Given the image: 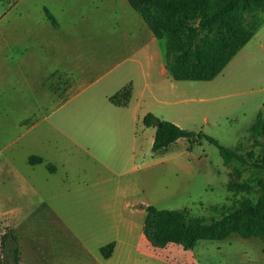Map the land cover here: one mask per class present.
Here are the masks:
<instances>
[{
  "label": "rangeland",
  "instance_id": "374dc122",
  "mask_svg": "<svg viewBox=\"0 0 264 264\" xmlns=\"http://www.w3.org/2000/svg\"><path fill=\"white\" fill-rule=\"evenodd\" d=\"M131 10L122 0H0V237L14 231L21 264H264L259 238L231 235L184 251L153 248L141 232L149 205L208 223L239 200L259 204L264 136L251 127L258 116L264 124V15L214 80L173 81L175 93L149 107L161 121L236 149L245 163L225 167L205 139L153 153L155 130L143 117L112 114L122 110L104 94L126 82L129 65L111 63L103 77L94 66L83 91L53 87L55 65L142 48L144 39L120 24L141 19ZM36 25L70 33L53 39ZM110 243L107 261L99 249Z\"/></svg>",
  "mask_w": 264,
  "mask_h": 264
},
{
  "label": "trees",
  "instance_id": "16d2710c",
  "mask_svg": "<svg viewBox=\"0 0 264 264\" xmlns=\"http://www.w3.org/2000/svg\"><path fill=\"white\" fill-rule=\"evenodd\" d=\"M141 18L162 46L164 67L174 82H210L214 80L253 38L263 23L264 0H124ZM131 84L108 98L115 107H126L131 98ZM146 128H154L152 152L166 150L180 139L189 144L205 139L217 147L225 167L245 163L235 150L221 147L202 133L195 134L161 121L153 114L143 117ZM251 132L264 136V124L258 116ZM30 158L29 163H33ZM41 163V159H37ZM48 168H51L48 166ZM264 170V163L261 166ZM145 213L142 236L153 248L176 245L193 250L201 241L221 242L231 235L242 239L259 238L264 254V185L259 204L239 200L221 210L208 223L190 219L185 211L142 207ZM4 254L2 264H21L18 237L8 229L0 237ZM114 243L100 249L110 258Z\"/></svg>",
  "mask_w": 264,
  "mask_h": 264
},
{
  "label": "crops",
  "instance_id": "0c3cea01",
  "mask_svg": "<svg viewBox=\"0 0 264 264\" xmlns=\"http://www.w3.org/2000/svg\"><path fill=\"white\" fill-rule=\"evenodd\" d=\"M130 12H132V14H135V12H133L132 10ZM121 20L122 22L120 24L121 26L124 25L123 29H125L127 36H129L130 34L131 38L141 37V40L144 39L142 48L130 50L126 53H123V52L116 53V52L107 51L99 59H89V58L83 59L80 56V62L82 61V64H84V66H82L81 63L80 65H77V66L70 65L68 68H59L55 65L54 70L52 71L53 76H54V79H53L54 86L53 87H55V89H57V87H60V88L69 87L67 91L68 93H71L73 85H77L78 88H80V91H83L85 89L84 87H86L85 86L86 80L83 78L84 73L91 72L99 66V72L96 75L98 76L101 75V77H103V75H106L107 73L106 71H107V68L109 67L108 65L113 63L114 67H118L120 63H123L125 65L130 66L128 67L129 69H131L129 71L131 72L130 76L127 78L126 82L118 85L116 90H114L110 94H104V98L108 101V98L110 96L114 95L120 89H122L128 84H131V87H132L131 98L126 107H115L112 105L114 108L122 110L120 111L121 113L112 112V114L120 118L128 117L131 119H135L139 116L144 117L148 113L155 115L152 111L149 110V107L154 103H158L161 98L175 93V86L172 84L173 80L170 78V76L168 75L164 67L162 48L159 47L158 41L154 38L152 33L148 30V28L145 26V24L142 22L141 19L139 20L136 17H134V15H131L129 25H126L123 19ZM38 26L39 25H36V28L40 29V30L38 29V32L42 31L41 27H38ZM128 27L131 28V30L133 29L134 31L131 33ZM63 31H67V30L62 29L57 34L52 32L50 29H48V31H42V32L47 33V34H52V38L54 39L58 37L60 33L62 34L70 33V32H63ZM35 33H37V31ZM56 50L57 51H67V50H61V49H56ZM119 60L120 62H117ZM94 66L96 68H94ZM154 71L157 72L158 79L161 80L157 84H154L153 82L155 81V77L153 76ZM79 75H80V78L78 77ZM101 77L97 78V80H99ZM154 89H155V92L153 91ZM100 249H99V252H100ZM114 249H115V246H114ZM113 252L110 258L108 259H104L102 256L101 257L104 260L109 261L112 258ZM63 253L66 255L65 257H68L67 256L68 252L63 251Z\"/></svg>",
  "mask_w": 264,
  "mask_h": 264
}]
</instances>
